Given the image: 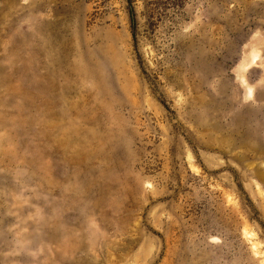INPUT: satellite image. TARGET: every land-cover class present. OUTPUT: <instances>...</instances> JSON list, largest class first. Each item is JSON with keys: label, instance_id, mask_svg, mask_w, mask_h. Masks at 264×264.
Returning a JSON list of instances; mask_svg holds the SVG:
<instances>
[{"label": "rangeland", "instance_id": "rangeland-1", "mask_svg": "<svg viewBox=\"0 0 264 264\" xmlns=\"http://www.w3.org/2000/svg\"><path fill=\"white\" fill-rule=\"evenodd\" d=\"M0 264H264V0H0Z\"/></svg>", "mask_w": 264, "mask_h": 264}]
</instances>
